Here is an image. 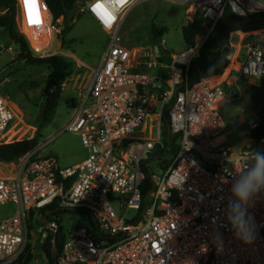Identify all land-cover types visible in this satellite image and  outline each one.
Instances as JSON below:
<instances>
[{"label": "built area", "instance_id": "built-area-1", "mask_svg": "<svg viewBox=\"0 0 264 264\" xmlns=\"http://www.w3.org/2000/svg\"><path fill=\"white\" fill-rule=\"evenodd\" d=\"M141 1L76 0L72 26L78 14L86 13L106 34L100 62L90 67L79 99L71 100L64 127L79 134L87 155L61 167L56 158L40 153L39 144L17 160L11 175H0V208H13L0 216V264H23L36 242V221L41 247L46 229L56 233L57 223L43 213L52 203L86 214L81 226L64 231L58 250L55 236L51 239L55 264H264V191L248 208L256 224L251 244L235 238L227 219L228 204L235 199L232 184L254 164L256 153L264 154V138L225 146L235 126L225 130L219 106L230 100L236 83L225 78L213 83L212 76L187 81L192 58L224 11L240 16L262 12L264 0H171L186 6L188 15L199 16L206 33L169 62L153 45L121 43L123 21ZM15 7L16 27L30 52L49 56L59 30L47 3L16 0ZM251 30L257 33L245 43L246 57L236 67L245 86L264 76V26ZM140 67L163 69V74L137 71ZM239 96L238 87L233 98ZM166 110L178 150L165 161L161 125ZM14 116L9 98L0 92V144L12 136ZM249 126L254 128L256 119ZM157 145L160 155L149 157ZM159 158L162 173L148 174L145 160ZM145 178L152 188L143 195ZM128 208L134 210L130 219L123 213Z\"/></svg>", "mask_w": 264, "mask_h": 264}, {"label": "rangeland", "instance_id": "rangeland-1", "mask_svg": "<svg viewBox=\"0 0 264 264\" xmlns=\"http://www.w3.org/2000/svg\"><path fill=\"white\" fill-rule=\"evenodd\" d=\"M7 11L9 12V9ZM189 18H187L186 6L178 2L142 0L129 10L123 21L120 30L121 43L126 47L153 45L160 58L162 50L172 56L186 48L181 27L188 21H193L196 24L195 39L204 36L206 33L199 16L192 13ZM151 23L166 27V32L159 39L157 45L153 44L149 38L148 31ZM54 25L59 31L53 35L49 55L63 52L66 58L74 61V69L63 83L60 99L50 120L41 123L45 79L50 71L49 65L40 62L30 63L19 57L20 44L12 39L2 27H0V92L9 98L15 112L14 119L9 124L14 129L7 142L30 138L38 134L41 146L40 153L53 156L59 166L64 167L72 161L87 155V150L82 144L79 134L64 130V127L72 112L71 100L79 99V91H83L81 86L85 84V80L90 74V67H95L100 62L105 47L106 34L86 13L76 16L73 26L65 34L66 38L76 39V42L72 44L62 39L63 18L60 17L54 21ZM243 32L240 34H242L241 41L244 43L250 38L247 34L257 33L256 30L251 29L248 33ZM239 39V33H234L229 39V44L226 45L229 48V53L226 56L229 61L230 59L232 62L235 61L238 46L234 45ZM245 57L246 48L242 46L237 61L242 63ZM137 71L163 74V69H150L147 67H140ZM220 78L222 76H217L215 81ZM238 87L241 89V96L233 98L234 94H238ZM233 89L234 92L229 95L230 100H223L224 103L219 106V112L224 120L227 132L235 126L234 130L227 134L224 145L240 147L250 140L251 128L249 121L257 120V116L253 102L246 92L242 77L238 78ZM169 156V153L164 155L165 161L169 159ZM18 165L19 162L16 161L15 169ZM144 170L148 174L162 173L161 159L145 160ZM12 209L11 204L0 208V216L10 214ZM116 209L118 211L117 207ZM123 213L127 219H130L134 214V210L128 208ZM53 217L60 220L64 231L67 232L77 222L83 221L86 214L78 210L62 209L58 217ZM38 227V221H36L32 229V238L36 240L32 248L33 257L26 264H48L47 257L41 247Z\"/></svg>", "mask_w": 264, "mask_h": 264}, {"label": "trees", "instance_id": "trees-1", "mask_svg": "<svg viewBox=\"0 0 264 264\" xmlns=\"http://www.w3.org/2000/svg\"><path fill=\"white\" fill-rule=\"evenodd\" d=\"M44 1L47 3L51 11L53 21H56L60 17L64 20V27L61 30L62 39L64 41L76 42V39L74 38L65 37L67 31L72 27V20L76 15V0ZM15 3L16 0H0V27L6 30L9 36L20 44L21 50L18 55L19 57L30 63L40 62L47 63L49 65L50 71L45 79L44 103L41 113V123H46L50 120L55 111L60 99L64 81L74 69V61L66 58L62 54H52L46 57L34 56L17 30L15 22ZM8 9L9 12L7 11ZM261 26H264V11L248 13L240 16L233 14L230 10L226 9L221 18L214 25L207 39L200 47L197 55L192 58L187 71L188 83L191 84L204 77L223 72L224 68L228 64V60L221 52L223 47L229 44V34L232 31H247ZM148 32L150 40L153 44L157 45L159 39L166 32V27L151 23ZM181 32L186 46L193 44L196 35L195 22L188 21L181 27ZM161 59L164 62H169L171 61V56L165 50H162ZM217 76L219 75H215L213 77ZM245 89L249 98L253 102L257 116L256 126L251 128L249 134L252 138L260 140L264 138V76L261 77L255 84H247ZM167 119L168 115L166 110L162 116V142L165 147H167L166 154L169 153V157L172 158L178 150V135L169 132V128L166 125ZM38 144V134L30 138L2 143L0 144V161L16 162L21 156L32 151ZM151 188V182L148 178H145L142 183L143 195H145ZM56 207V204L52 203L46 206L43 210L44 214L48 213L47 220L51 219L57 223L56 233L46 229L48 234L42 245V250L47 257L48 264H55L56 251L54 250L53 243L51 242L53 236H55L54 244L57 250L62 246L65 240L64 228L60 224V220L53 217H58V214L62 211L61 208ZM41 224H43V222H41ZM82 224L83 223L81 221L77 222L76 225L81 226ZM32 257L33 254L31 252H27L22 263H28Z\"/></svg>", "mask_w": 264, "mask_h": 264}, {"label": "clouds", "instance_id": "clouds-1", "mask_svg": "<svg viewBox=\"0 0 264 264\" xmlns=\"http://www.w3.org/2000/svg\"><path fill=\"white\" fill-rule=\"evenodd\" d=\"M261 191H264V154L256 153L254 164L235 178L231 187L235 199L228 204L227 211L235 238L245 245L256 237V224L248 208L252 198Z\"/></svg>", "mask_w": 264, "mask_h": 264}, {"label": "crops", "instance_id": "crops-1", "mask_svg": "<svg viewBox=\"0 0 264 264\" xmlns=\"http://www.w3.org/2000/svg\"><path fill=\"white\" fill-rule=\"evenodd\" d=\"M186 12H187V9H186ZM189 16L190 15H188V13H187V18H189ZM250 30H247V31H245L246 33H248ZM239 33V35H240V39H239V41L234 45V46H240V47H242V46H244L245 45V43L244 42H242L241 41V37H242V34H240V33H244L243 31H241V30H237V31H234V32H232L230 35H229V39H231V37H232V35L234 34V33ZM248 35V37H250L249 38V40L248 41H250V40H252L253 39V37H255V35L253 34V35H250V34H247ZM247 37V38H248ZM228 60V59H227ZM238 61L237 60H235L234 62H232V60H228V64H227V66L224 68V70H223V72L222 73H220V74H214V75H211L212 77L213 76H215V75H219V76H222V78H225L226 80H228V81H232V82H234V83H237V80H238V78L239 77H241L240 75H239V72L237 71V69H236V67H235V65H238ZM226 75V76H225ZM221 78V79H222ZM219 81V80H218ZM218 81H215V82H213V83H217ZM12 105V104H11ZM12 108H13V105H12ZM14 110V109H13ZM85 158V156H83V157H81V158H79V159H76V160H74V161H72L69 165H71V164H74V163H77V162H80L81 160H83ZM14 170H15V162H4V161H0V175L1 176H8V175H11V173H13L14 172ZM5 207V206H4Z\"/></svg>", "mask_w": 264, "mask_h": 264}, {"label": "water", "instance_id": "water-1", "mask_svg": "<svg viewBox=\"0 0 264 264\" xmlns=\"http://www.w3.org/2000/svg\"><path fill=\"white\" fill-rule=\"evenodd\" d=\"M221 53H222V55L227 56L228 53H229L228 46L223 47ZM166 125H167V127L169 126V123H168L167 120H166ZM160 153H161V146L160 145H157L152 151L147 152V155L149 157H151V158H155V157L159 156ZM43 222H44V220H43Z\"/></svg>", "mask_w": 264, "mask_h": 264}, {"label": "bare ground", "instance_id": "bare-ground-1", "mask_svg": "<svg viewBox=\"0 0 264 264\" xmlns=\"http://www.w3.org/2000/svg\"><path fill=\"white\" fill-rule=\"evenodd\" d=\"M237 66H238V65H237ZM211 80H212V81H215V80H216V77H212Z\"/></svg>", "mask_w": 264, "mask_h": 264}]
</instances>
